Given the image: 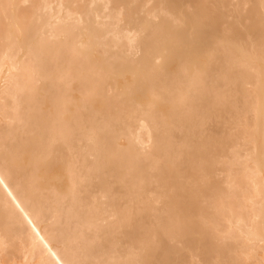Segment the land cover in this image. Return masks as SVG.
I'll use <instances>...</instances> for the list:
<instances>
[{"label": "bare ground", "instance_id": "obj_1", "mask_svg": "<svg viewBox=\"0 0 264 264\" xmlns=\"http://www.w3.org/2000/svg\"><path fill=\"white\" fill-rule=\"evenodd\" d=\"M0 121V264H264V0H0Z\"/></svg>", "mask_w": 264, "mask_h": 264}, {"label": "rangeland", "instance_id": "obj_2", "mask_svg": "<svg viewBox=\"0 0 264 264\" xmlns=\"http://www.w3.org/2000/svg\"><path fill=\"white\" fill-rule=\"evenodd\" d=\"M3 123H5L3 120H1ZM1 121H0V123H1ZM7 123V122H6ZM2 124V123H1ZM2 125H6V124H2ZM18 130V129H17Z\"/></svg>", "mask_w": 264, "mask_h": 264}]
</instances>
